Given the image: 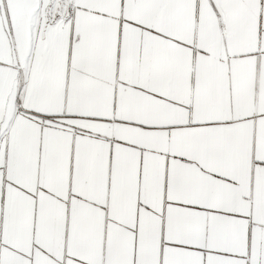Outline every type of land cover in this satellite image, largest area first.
<instances>
[{
	"label": "snow or ice",
	"instance_id": "obj_1",
	"mask_svg": "<svg viewBox=\"0 0 264 264\" xmlns=\"http://www.w3.org/2000/svg\"><path fill=\"white\" fill-rule=\"evenodd\" d=\"M0 264H264V0H0Z\"/></svg>",
	"mask_w": 264,
	"mask_h": 264
}]
</instances>
